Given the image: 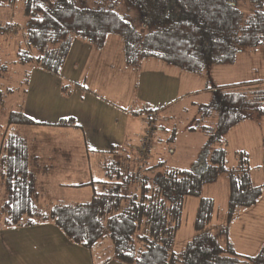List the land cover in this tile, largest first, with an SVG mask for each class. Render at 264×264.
Segmentation results:
<instances>
[{
	"label": "trees",
	"instance_id": "obj_1",
	"mask_svg": "<svg viewBox=\"0 0 264 264\" xmlns=\"http://www.w3.org/2000/svg\"><path fill=\"white\" fill-rule=\"evenodd\" d=\"M15 1L22 4L26 19L24 49H18L17 63L35 61L52 73L60 72L73 37L100 49L107 36L114 35L121 38L125 62L131 67L156 58L191 73L231 65L241 50L264 43V0H0V4ZM121 3L134 11L133 16L117 9ZM259 101L241 92L214 91L210 103L200 109L202 117L214 114L216 124L201 128L207 142L190 169L160 172L163 162L148 168L140 163L150 149L144 156L128 152L122 159L110 149L101 165L105 179L99 192L87 202L58 203L48 209L38 207L39 173L29 168L22 140L8 135L0 169L5 192L0 217L8 227L52 221L71 243L85 249L107 241L114 259L125 264H264V244L244 261L235 257L229 234L236 210L253 206L264 186L250 182L245 153H236L233 170L224 166L225 134L251 115H264ZM33 124L21 112L11 113L7 120L8 126ZM57 125L77 126L73 119ZM222 173L229 175L224 224L211 226L214 201L199 198L194 235L175 253L184 198L197 196Z\"/></svg>",
	"mask_w": 264,
	"mask_h": 264
},
{
	"label": "crops",
	"instance_id": "obj_2",
	"mask_svg": "<svg viewBox=\"0 0 264 264\" xmlns=\"http://www.w3.org/2000/svg\"><path fill=\"white\" fill-rule=\"evenodd\" d=\"M112 36H107L100 49L74 37L59 73L47 71L35 61L29 63L30 71L24 79L26 97L15 104L8 116L21 112L35 124L8 126L7 116L6 126H0V169L8 135L19 137L29 168L39 173L38 207L47 205L49 190L44 183L50 181H88L57 183L56 187L67 193L91 186L93 192H99V183L105 179L101 165L107 152L115 150L117 159L124 158L127 152L134 153L143 134L145 117L140 114L148 111L147 117L157 121L160 113L178 101L179 93L180 97L193 98L191 103L200 109L210 103L214 91L241 92L250 99H259V106L264 109V43L241 50L231 65L210 66L202 73H191L160 60L162 63H158L156 58L143 59L131 67L125 62L122 42L116 43ZM164 116L172 118L167 113ZM63 119H73L77 126L57 125ZM198 120V127L186 129L189 136H205L201 128H214L216 124L214 114ZM155 125L150 152L140 159L145 167L174 153L169 150L174 132L170 134L169 129ZM224 141L226 159L231 157L237 163L236 153H245L249 167L256 155L260 163L257 170L264 173V115H251L240 121L227 131ZM206 142L205 136L203 148ZM248 170L252 185L264 186L253 182ZM93 181L96 183L91 184ZM4 200L0 178V209ZM58 203L69 204L65 199H56L48 208ZM0 264L125 263L114 259L107 241L85 249L71 243L52 221L8 227L0 217Z\"/></svg>",
	"mask_w": 264,
	"mask_h": 264
},
{
	"label": "rangeland",
	"instance_id": "obj_3",
	"mask_svg": "<svg viewBox=\"0 0 264 264\" xmlns=\"http://www.w3.org/2000/svg\"><path fill=\"white\" fill-rule=\"evenodd\" d=\"M117 9L129 17L134 14V11L126 10L125 5L122 3ZM25 22L26 19L22 14V4L19 1L11 4L7 2L0 4V26H10L9 30H0V91L2 92L0 96V126L2 129L6 126L8 113L15 107L16 103L26 97L24 95L26 88L24 79L27 78L31 65L26 64L22 66L17 63L18 49H24L23 32ZM112 37L116 39V43L122 42L120 37ZM156 61L162 63L159 60ZM164 65L168 64L164 63ZM29 76L31 78L32 74ZM180 96L179 93L177 97L178 101H174L175 103L171 104L165 112L160 113V118L157 121L153 117H147L150 114L148 111H143L140 114V116L143 115L145 117L143 119V121L145 120L142 128L143 132L146 130L145 126L153 125L154 127L156 126L155 124L169 129L170 134L172 131L174 132L173 139L169 144V150H172L174 153L172 155L165 154V158L160 159L159 162H163V165L159 169L160 172L164 169L173 168L190 169L203 152L202 143L205 142V136L202 133L189 136L186 130L189 126L193 128L199 126L200 121L198 119L201 117V109H198L195 104L191 103L194 101L193 98ZM165 113L170 114L172 118L166 119ZM137 147L134 149L135 151ZM134 153L136 154V152ZM253 157L248 167L251 171L253 182L264 184V173L261 170H257V166L260 164L257 163L259 162V158L256 155ZM132 165L137 167V164L133 163ZM149 166H153V164ZM149 166L147 165V168ZM224 166L227 169L233 170L236 167V162L233 158L227 157ZM63 182L64 184H81L88 181L56 180L44 183V187L49 190V193L45 200V204L47 205H45L46 207H40L41 209L48 208L49 204L56 199H65L66 203L69 204H79L91 199L93 194L91 186L80 188L81 190L70 188L71 190H68L69 192L66 193L65 190H60V188L56 187L57 183ZM202 197L211 198L214 201L211 226L223 225L229 197V175L225 173L220 174L214 182L204 185L197 196L184 198L182 224L176 234L172 247L175 253H179L194 235L192 222L198 199ZM41 206L44 205L41 204ZM229 234L235 251V257L249 261L258 254L264 244V189L262 195L253 206L236 210L234 219L230 224Z\"/></svg>",
	"mask_w": 264,
	"mask_h": 264
},
{
	"label": "built area",
	"instance_id": "obj_4",
	"mask_svg": "<svg viewBox=\"0 0 264 264\" xmlns=\"http://www.w3.org/2000/svg\"><path fill=\"white\" fill-rule=\"evenodd\" d=\"M151 132H152V125H147L146 130L141 135L140 145L137 147L135 151L138 155L144 156L149 151Z\"/></svg>",
	"mask_w": 264,
	"mask_h": 264
}]
</instances>
